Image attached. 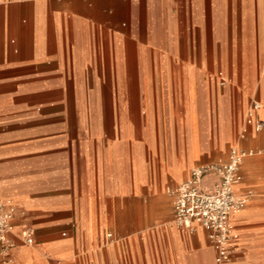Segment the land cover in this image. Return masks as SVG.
Listing matches in <instances>:
<instances>
[{
    "label": "crops",
    "instance_id": "crops-1",
    "mask_svg": "<svg viewBox=\"0 0 264 264\" xmlns=\"http://www.w3.org/2000/svg\"><path fill=\"white\" fill-rule=\"evenodd\" d=\"M255 99L264 123V0H0V119L43 110L0 122V198L16 209L0 264H216L168 190L228 160ZM240 144L259 153L226 264H264V127ZM24 167L43 178L15 181Z\"/></svg>",
    "mask_w": 264,
    "mask_h": 264
},
{
    "label": "built area",
    "instance_id": "built-area-1",
    "mask_svg": "<svg viewBox=\"0 0 264 264\" xmlns=\"http://www.w3.org/2000/svg\"><path fill=\"white\" fill-rule=\"evenodd\" d=\"M225 84L226 80L221 81ZM262 104L253 100L248 108L238 141L232 146L226 162L207 163L192 168L189 178L168 192L174 195V222L190 232L202 227L208 231L215 250L216 264L231 261L239 248L240 234L234 224L235 215L242 212L254 195L253 190L238 192L242 182L241 167L244 161L259 153L254 149L243 148L240 141L251 129L259 132L264 123L258 118ZM213 177L212 186L205 182ZM16 209L10 203L0 201V253L9 252L15 247L12 234ZM35 231L23 228L20 236L27 244L34 243ZM111 237V234L109 235Z\"/></svg>",
    "mask_w": 264,
    "mask_h": 264
},
{
    "label": "rangeland",
    "instance_id": "rangeland-1",
    "mask_svg": "<svg viewBox=\"0 0 264 264\" xmlns=\"http://www.w3.org/2000/svg\"><path fill=\"white\" fill-rule=\"evenodd\" d=\"M40 109V110H39ZM103 111L102 112H96V120L99 119L100 115L103 116ZM4 117H1L0 119V122H31L30 119L31 118H35V117H42L43 118V110H41V108H37L36 110H33V111H30V112H22V114H20L18 116V118L14 119V117L16 115H12V116H9V114H12V112H7ZM83 115L85 114V112L82 113ZM112 118H119V111L116 109L112 112ZM13 120H16V121H13ZM37 122H43L42 121H37ZM41 152H43V150L41 151H38L35 153V157H40L41 155ZM34 154V153H33ZM28 155L27 152H21V153H16L13 155V158L9 159V160H3L5 158L2 159L3 163L5 162H15L16 164H21L22 166H25L26 164L28 163H38V161L40 160L39 158H33V159H27V158H23V156H26ZM32 155V154H30ZM1 161V160H0ZM41 161V160H40ZM28 168V169H26ZM24 172H22L21 174H18V175H15L14 176V180L17 181V182H21L22 184L25 185H30V181L34 180V181H40V178H43V173H39V169H29V167H24L23 169ZM23 186V185H22ZM8 200H11V199H3V198H0V201L1 202H8ZM12 201V200H11ZM13 202V201H12Z\"/></svg>",
    "mask_w": 264,
    "mask_h": 264
}]
</instances>
